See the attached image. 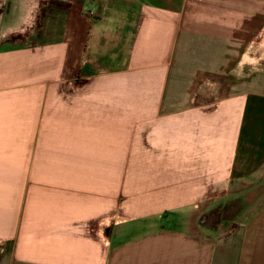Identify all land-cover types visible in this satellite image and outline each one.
I'll use <instances>...</instances> for the list:
<instances>
[{"label": "crops", "instance_id": "obj_1", "mask_svg": "<svg viewBox=\"0 0 264 264\" xmlns=\"http://www.w3.org/2000/svg\"><path fill=\"white\" fill-rule=\"evenodd\" d=\"M0 264H264V0H0Z\"/></svg>", "mask_w": 264, "mask_h": 264}, {"label": "rangeland", "instance_id": "obj_2", "mask_svg": "<svg viewBox=\"0 0 264 264\" xmlns=\"http://www.w3.org/2000/svg\"><path fill=\"white\" fill-rule=\"evenodd\" d=\"M50 3H52V0H50ZM65 13V6H55L54 12L52 14H47L42 19L43 28L39 30V32H37L38 34L36 33V28L32 29L31 31L27 32V34L30 35V39H26L27 42H24L25 44H22L23 42H20L17 44H13L12 47H17L20 45H22L21 47H30L29 45L34 44V42L42 44L43 42H55L61 39L65 22ZM218 86L221 87L223 85Z\"/></svg>", "mask_w": 264, "mask_h": 264}, {"label": "trees", "instance_id": "obj_3", "mask_svg": "<svg viewBox=\"0 0 264 264\" xmlns=\"http://www.w3.org/2000/svg\"><path fill=\"white\" fill-rule=\"evenodd\" d=\"M51 9H52V4H51ZM49 10H50V6L44 5L41 7L40 14L38 15V19H37L36 26H35L36 33L39 32V30H41L43 28L42 19H43V17H45V15L48 14ZM10 38L11 39L9 40V43L11 45L17 44L20 42H23L22 44H25L27 42L26 39H30V35H28L27 32L21 33V34L17 33V34L11 35ZM46 43H48V42H43L42 44H46ZM37 45H41V44H39L38 42H34V44L29 45V46H37ZM21 46L22 45L17 46V47L20 48Z\"/></svg>", "mask_w": 264, "mask_h": 264}]
</instances>
